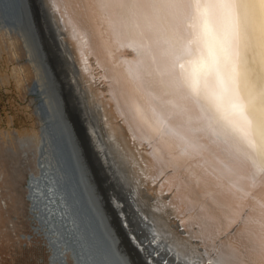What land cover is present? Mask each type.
I'll return each mask as SVG.
<instances>
[{
    "label": "bare ground",
    "instance_id": "1",
    "mask_svg": "<svg viewBox=\"0 0 264 264\" xmlns=\"http://www.w3.org/2000/svg\"><path fill=\"white\" fill-rule=\"evenodd\" d=\"M15 2L19 17L16 32L39 77L28 92L33 95V110L40 122L43 146L39 155L44 148L39 160L44 175L29 176L28 200L32 202L33 215L43 225L41 229L52 251L51 262L199 264L201 259L207 261L210 257L200 254L208 248L207 236L213 231V222L198 209L203 203H213L227 211L234 202L232 182L250 171L251 163L245 162L242 169H235L228 154L229 144L220 135L201 140L205 147L191 156L181 157L182 167L166 168L157 156L160 145L142 136L133 119L131 105L139 102V95L134 91L136 83L128 69L136 67L141 60L139 45L131 40L113 42L107 24H97L92 37L84 36L76 20L87 6L86 0L84 4L76 0L80 7L70 12L65 11V0H36L38 13L29 0ZM6 3L7 0H0V27L5 28L6 20L12 19ZM26 27L28 32L24 31ZM38 30L46 42L50 41L47 43L55 59L58 58L55 60L59 61L58 67L62 71L72 69L76 74V84L69 83L66 88L79 117L80 129L69 116L67 101L60 91H56L55 98L51 93L50 81L54 80L44 63L47 54H39ZM256 30L253 22L252 72L258 80L261 68ZM53 84L57 86V82ZM39 106L46 111L44 118ZM48 123L66 144L71 158L70 173L75 184L71 193L64 187L63 172L52 158L49 138L44 134ZM78 130L82 131L84 142ZM73 144L79 153L73 150ZM188 163L195 166L189 169L192 179L181 183L183 167ZM119 167L129 177L128 191L115 185ZM108 180L115 190L113 194L105 184ZM254 191L257 200H264V190L257 187ZM221 239V247L231 243L226 235Z\"/></svg>",
    "mask_w": 264,
    "mask_h": 264
},
{
    "label": "snow or ice",
    "instance_id": "2",
    "mask_svg": "<svg viewBox=\"0 0 264 264\" xmlns=\"http://www.w3.org/2000/svg\"><path fill=\"white\" fill-rule=\"evenodd\" d=\"M85 0H81L84 4ZM76 20L84 36L97 24L111 39L139 45L141 60L128 69L139 102L131 105L137 130L160 145L166 167L198 153L201 140L223 135L233 167L251 170L232 182L234 202L198 211L213 222L199 264H264V0H86ZM65 0V11L79 8ZM253 22L260 74L252 72ZM126 95V93H123ZM213 143H215L213 141ZM191 163L181 183L192 179ZM231 243L224 247L221 236ZM219 241V243L217 242Z\"/></svg>",
    "mask_w": 264,
    "mask_h": 264
},
{
    "label": "rangeland",
    "instance_id": "3",
    "mask_svg": "<svg viewBox=\"0 0 264 264\" xmlns=\"http://www.w3.org/2000/svg\"><path fill=\"white\" fill-rule=\"evenodd\" d=\"M16 31L0 27V264H57L51 262L52 251L41 229L43 225L33 215L32 202L28 200L29 176L44 175L39 162L44 153L43 148L39 155L43 146L40 122L33 110V95L28 92L39 77ZM38 35L47 54L45 66L54 80L51 84L57 82L56 91L67 101V112L78 129L79 117L66 88L69 83L76 84V74L68 69L59 75L62 68L58 67L54 52H50V41L47 43ZM76 93L79 98L80 91ZM122 172L119 167L115 185L128 191L131 183L128 184L129 177ZM106 183L113 194L112 184L109 180Z\"/></svg>",
    "mask_w": 264,
    "mask_h": 264
},
{
    "label": "water",
    "instance_id": "4",
    "mask_svg": "<svg viewBox=\"0 0 264 264\" xmlns=\"http://www.w3.org/2000/svg\"><path fill=\"white\" fill-rule=\"evenodd\" d=\"M1 1H4V0H1ZM29 1L31 2L33 10H36V13H38V10H37L38 6H37V3H36V0H29ZM15 3H16L15 0H7V3H6V7L8 8V12L7 13L10 12L11 15H12L11 16L12 19L6 20V22H5L6 26L10 30H15L17 25H18V23H19V19H18L19 17L17 16V9H16V4ZM22 22H24V21H22ZM24 31L28 32L29 31V27H26L24 29ZM38 34H40L41 38H44V34L42 33L41 30H38ZM38 38H39V35H38ZM39 43H40V38H39ZM41 49H42V47H41ZM41 49L39 48L40 56H41V54H43V55L45 54V51L43 49L42 50ZM61 72H62V70L60 71L59 75L62 74ZM48 80L50 81L51 79L49 78ZM50 83H51V81H50ZM51 86H52V88H51L52 92L51 93L53 94V97L55 98V95H56L55 87L56 86H54V84H51ZM39 109H40V115L44 118L46 116V111H45L44 107L42 106V108H41V106H39ZM79 129H80V127H79ZM79 131L80 130L77 131L78 132V136L84 142L82 134H81L82 131H80V132ZM42 133H41V135H42ZM44 134L48 135L49 143H50V149H51V152H52V158L55 160L57 166L60 167L61 171L63 172V175H64V187L71 193V191H70L71 189H72V191L73 190L75 191V184H74L73 175L70 173L71 172V166H70V164H71L70 159L71 158H70V155L67 153L66 144H64V142L57 137V135H56V133L54 131V128H53V126L50 123L47 124V127L44 130ZM67 136L69 137L68 132L66 134V137ZM72 147H73L74 151L79 153V149L77 148L76 145L73 144ZM97 168L100 169V166L97 165Z\"/></svg>",
    "mask_w": 264,
    "mask_h": 264
}]
</instances>
